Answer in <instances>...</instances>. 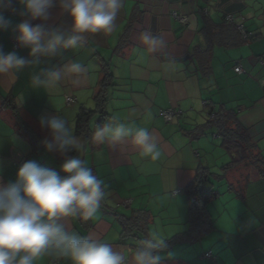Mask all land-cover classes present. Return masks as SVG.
<instances>
[{
	"label": "crops",
	"instance_id": "1",
	"mask_svg": "<svg viewBox=\"0 0 264 264\" xmlns=\"http://www.w3.org/2000/svg\"><path fill=\"white\" fill-rule=\"evenodd\" d=\"M22 11L18 0H11V7L4 10L10 25L0 31V46L5 52L15 51L28 58L30 50L14 44L16 26L29 19ZM177 16L185 17V22ZM228 16L243 24L252 38L246 41L234 29L228 36L233 44H214L209 52L210 72L204 73L199 52L209 48L206 27L220 30ZM47 23L49 27L63 24L65 30L71 27L70 17L61 15L58 7L51 10ZM129 26L127 46L119 51ZM144 33L162 36L166 46L149 50L142 42ZM68 62L82 63L86 72L67 74L51 93L31 87V76L38 67L0 76V184L16 180L22 161L34 160L64 174L60 171L63 158L45 151L43 143L34 148L3 101L16 105L33 135L43 141L50 140L51 133L40 126L42 116H62L75 135L81 108H96L93 95L107 64L113 81L105 123L116 118L126 127L147 129L162 156L158 161L143 156L131 137L117 144H96L91 138L78 137L81 147L71 154L86 161L103 181L107 195L87 225L72 218L62 222L81 236L110 243L129 264L138 242L133 236H123L118 216L148 211L146 229L151 238L161 242L188 232L191 205L186 186L201 167L221 173L222 166L231 161L218 128L208 123L211 111L213 115H235L256 151L264 156V0H124L112 33L88 35L83 47L63 50L39 67H62ZM237 64L243 73L235 71ZM67 97L75 101L68 103ZM169 108L181 110L182 117L165 121L161 112ZM98 118V114L93 118L92 127ZM255 172L246 166L227 178L208 182L207 188L218 192L207 206L212 228L195 242L173 244L169 249L172 255L163 264H264V174ZM248 174L251 179L241 181ZM127 200L131 203L125 204ZM208 252L212 256L204 257ZM37 264L70 261L45 257Z\"/></svg>",
	"mask_w": 264,
	"mask_h": 264
},
{
	"label": "clouds",
	"instance_id": "2",
	"mask_svg": "<svg viewBox=\"0 0 264 264\" xmlns=\"http://www.w3.org/2000/svg\"><path fill=\"white\" fill-rule=\"evenodd\" d=\"M18 2L23 6L21 15L29 19L16 26L17 41L30 51L26 58L15 51L5 52L0 46V76H15L25 68L38 67L39 71L31 76V87L49 93L59 88L67 74L80 75L86 68L80 62L39 67L44 60H51L63 50L83 47L88 35L112 33L124 6V0ZM10 7L11 0H0V31L10 25L4 16V10ZM55 7L61 15L70 17V29L65 30L63 24L48 26ZM35 20L41 23L33 25L31 21ZM142 42L151 51L166 46L162 36L149 33L142 35ZM40 126L51 133V139L42 142L45 151L58 153L63 158L60 171L66 175L29 160L19 167L14 182L0 184V264H37L45 257L67 260L70 264H129L126 256L110 243L81 236L62 222L67 218L85 221L94 218L107 193L103 181L86 161L71 154L79 151L81 141L72 134L68 122L59 115L42 116ZM129 137L143 156L152 161L161 158L162 152L147 129L126 127L116 118L98 125L91 140L96 144H117ZM171 255L165 241L152 237L135 248L131 264H163Z\"/></svg>",
	"mask_w": 264,
	"mask_h": 264
},
{
	"label": "trees",
	"instance_id": "3",
	"mask_svg": "<svg viewBox=\"0 0 264 264\" xmlns=\"http://www.w3.org/2000/svg\"><path fill=\"white\" fill-rule=\"evenodd\" d=\"M137 18V15L133 16V20ZM130 26L127 32L123 35L121 43L118 47L119 51L123 50L127 46V38L130 32ZM234 29H237L243 38L242 33L239 31L235 22L226 19V22L220 30H213L210 26L206 27V35L209 40V48L207 50L200 51L202 58L201 60V71L204 73L210 72V58L212 48L215 43L233 44V38L228 37ZM227 34V36H226ZM252 35L250 37V40ZM249 40V41H250ZM113 81V76L109 71V66L104 65L102 70V78L99 86L93 95L96 102V108L94 110L82 107L76 122L75 135L77 137L84 138L85 140L91 138V135L98 125L105 123L106 111L105 106L108 100L109 87ZM2 97L0 96V99ZM3 105L11 107L16 126L20 129L21 133L24 134L32 143L34 148L39 147L43 142L42 139L33 135L29 126L20 116V112L16 105H13L10 101H3ZM214 111L210 112V115ZM99 115L98 120L92 127L91 122L96 115ZM211 117V116H210ZM209 125H214L219 130V135L222 137V145L228 151L231 156V161L228 164L222 166L221 173H215L209 168L201 167L195 178L186 186L185 192L189 196L190 200V230L188 232L179 234L173 238L166 240L168 249L177 242H195L206 234L211 228V218L209 216L207 206L218 196V192L213 188H207L206 184L216 178H227L233 171L241 169L243 167L255 168V174H264V156L256 151V146L251 142L248 131L243 127L238 118L226 112H219L211 117ZM66 175L65 173L63 176ZM241 181H247L251 179L252 175L242 176ZM196 201V203L193 201ZM83 224L87 225L88 221L79 219ZM118 220L122 226L123 236H133L137 240L136 247L141 241L151 238L147 231V225L149 222V213L146 210H139L130 217L118 216Z\"/></svg>",
	"mask_w": 264,
	"mask_h": 264
},
{
	"label": "built area",
	"instance_id": "4",
	"mask_svg": "<svg viewBox=\"0 0 264 264\" xmlns=\"http://www.w3.org/2000/svg\"><path fill=\"white\" fill-rule=\"evenodd\" d=\"M177 18H178L181 22H185V17L177 16ZM227 19H228L229 21L234 22V19H233L232 16H228ZM235 23H236V22H235ZM236 25H237L239 31L242 33L244 40L249 41V40H250V37H251L252 34L249 33V32L245 29V27H244L243 24H241V23H236ZM14 44H15V46H19V43H18L17 39H15ZM235 71H236L237 73H239V74H241V73L244 72V70H243V68H242V66H241L240 64H237V65L235 66ZM74 101H75V98H73V97H67V102H68V103H73ZM161 115H162V117L164 118L165 121H167V122H173V121H175L176 119H180V118L182 117V111L179 110V109H177V108H169V109H167V110L162 111V112H161ZM211 117H214V115L212 114ZM24 162H26V161H22V162H21V166H22V164H23ZM193 201L196 203V201H195L194 199H193ZM126 203H131V200H127V201L125 202V204H126ZM211 256H212L211 252H208V253L205 254L204 257H206V258H210Z\"/></svg>",
	"mask_w": 264,
	"mask_h": 264
},
{
	"label": "rangeland",
	"instance_id": "5",
	"mask_svg": "<svg viewBox=\"0 0 264 264\" xmlns=\"http://www.w3.org/2000/svg\"><path fill=\"white\" fill-rule=\"evenodd\" d=\"M221 142H222V140H221ZM216 180V179H215Z\"/></svg>",
	"mask_w": 264,
	"mask_h": 264
}]
</instances>
